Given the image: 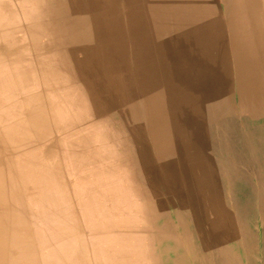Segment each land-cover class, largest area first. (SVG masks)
Returning a JSON list of instances; mask_svg holds the SVG:
<instances>
[{
    "label": "rangeland",
    "instance_id": "374dc122",
    "mask_svg": "<svg viewBox=\"0 0 264 264\" xmlns=\"http://www.w3.org/2000/svg\"><path fill=\"white\" fill-rule=\"evenodd\" d=\"M214 1L206 58L200 45L177 39L175 8L151 1L131 8L130 0H0V79L22 69L31 93L33 72L16 61L28 48L61 60L69 48V83L83 74L76 65L85 70L84 87L38 88L27 97L29 108L18 105L30 109L20 127L44 138L21 153L42 151L55 161L53 178L66 193L88 190L91 208L77 200L73 208L85 264H264V0H245L246 8L243 0ZM75 15H84L75 29L79 21L87 37L71 33L69 41L64 30ZM141 27L153 33L148 45L130 40ZM247 47L260 51L261 70L239 69L250 59L240 55ZM129 52L153 71L127 64ZM15 154L7 150L6 158ZM0 170L10 191L13 178ZM6 213L0 264L29 255L41 264L34 238Z\"/></svg>",
    "mask_w": 264,
    "mask_h": 264
},
{
    "label": "bare ground",
    "instance_id": "6f19581e",
    "mask_svg": "<svg viewBox=\"0 0 264 264\" xmlns=\"http://www.w3.org/2000/svg\"><path fill=\"white\" fill-rule=\"evenodd\" d=\"M12 30H10L9 24L5 26V31H8V34L13 36V34H11ZM16 61L18 62L19 59L17 58ZM21 71L22 69L19 70L20 73H17V71L13 72V76H10L9 79H0V91L4 88L9 95L8 100L10 101L16 96L14 91L29 94L21 83ZM28 100L29 99L26 97L20 103L18 101L15 103L14 101V105L12 104L13 108H11L12 111L9 112L7 109L2 108V99H0V121L2 117H9L12 113L17 112V114H19L18 105L22 104L24 107H28ZM24 111L29 113L30 109L26 111L25 108ZM40 115L42 116V114ZM46 119L47 116H45V120ZM46 124L47 121L44 122L47 134ZM18 126L20 131L17 134ZM29 132L31 133V128L24 129L22 126L20 127L19 121L18 124L14 122L12 125H7L0 131V135H3L1 149L3 150L5 146L6 150L11 149L16 152L13 158H2L0 155V166L6 169L11 175V179H14L9 182L10 191H8L5 185V171L0 170V248L6 247L2 232L6 228L7 210L14 215L15 227L27 231L28 235H31L32 239L34 238L35 243L41 251V264H85L83 250L77 244L76 238L74 237L76 234L75 231L80 229V223L77 218H75V213L73 212L74 206L66 193L67 189L65 184L53 178V174L56 173L57 168L56 162L48 163L49 159L42 158V155H44L42 151L36 152V150H31L23 153L20 151L25 145H31L34 140L39 139L35 135L30 136L31 134ZM42 134L43 132H41V135ZM42 139L44 138L41 137L39 140ZM64 144H66V142H64ZM18 151L19 153H17ZM50 152L52 153L49 155H53L54 157L52 149ZM65 156H67V154ZM55 157L53 159H55ZM50 160L52 161V159ZM65 161L66 159L64 162ZM84 185L82 186L84 187ZM77 188V185L73 183L72 191L73 189H75V191L79 190ZM21 189L24 190V200L20 194ZM82 191L84 194L81 192L78 197L74 195L75 200H77L82 207L89 209L92 205H90V199L85 195L86 192H88L86 186ZM30 231H32V233ZM54 248L56 250L53 251ZM29 257L30 258L26 261L22 258H17V264H19L21 260L24 264H32L34 258L31 255H29Z\"/></svg>",
    "mask_w": 264,
    "mask_h": 264
},
{
    "label": "crops",
    "instance_id": "0c3cea01",
    "mask_svg": "<svg viewBox=\"0 0 264 264\" xmlns=\"http://www.w3.org/2000/svg\"><path fill=\"white\" fill-rule=\"evenodd\" d=\"M151 4H149L150 6H155L158 7L159 9H164V8H175V11H177V39H188L191 40L192 45L197 46L200 45L201 49L203 50V56L204 57H208V47H210L212 45V42L210 39L213 38V24L211 23V10L208 12V9H212L215 6V4L213 2H215L214 0H146V2H150ZM130 4H131V8L133 7H139L137 6H133L137 3H135V0H130ZM242 5L241 7L244 6V8H246V3L245 0L242 1ZM146 4V3H143ZM140 5V4H139ZM142 6V5H140ZM141 13V12H140ZM206 13V14H205ZM78 15L75 16H69V18H74V19H69L68 20V26L65 28L64 30V36L68 37V40H74L73 39V35L78 34L81 36H84L83 38L87 37L84 33V26H81L79 24V21L76 24V29H77V33H76V29H75V21L81 20V18L84 17V15H81L79 18L76 19ZM141 16L142 15L141 13ZM199 17H205V23H202L201 19ZM84 19V18H83ZM248 23V22H247ZM249 24V23H248ZM150 29L146 28V27H141V28H137L135 29L132 34L130 35V40L131 42L134 43V41L137 42H141V43H145L148 45V36L153 34L152 32L149 31ZM73 35H70V34ZM37 33H35V38H37L36 36ZM250 38L254 39V35L251 33V35L249 36ZM80 38V37H79ZM125 40V39H124ZM133 40V41H132ZM147 40V41H146ZM114 41H116V38H114ZM125 45L129 46V42L125 41ZM116 44V43H115ZM147 47V51L150 52L153 50V46H146ZM248 49H244L243 52L240 53V55L242 56H246V58L248 59V56H250V59H248V63H246L244 66L247 67H239V69H242L243 71L247 70V69H256L257 67L261 70L262 69V58L259 56L261 53L258 49H254L252 50L250 47H247ZM4 49H2V55H5L3 52ZM40 50V52H39ZM195 50L193 48H191V51ZM258 50V51H257ZM44 50L43 49H38V48H28V51L24 52V58L22 56V63L25 66L26 63L28 65L27 68H29L32 72H33V76L35 78V82H34V88L32 89L31 93L29 94H24L21 93L20 91H14L15 93V97L14 99H12L11 101L8 100L9 99V95L7 94L6 90L3 88L0 91V99H2V108L7 109L9 112H11V108H13L12 104L14 103V101H18L19 103L24 100L26 97H28L29 95H32L33 92L37 94L38 88L41 89H46L49 87H58V88H73V86L77 87V88H81L84 87L86 85V78H85V70L81 68V65L78 64L76 65V67L78 68V72H82L83 74L81 75H76L75 76V82L73 83H69L68 81L69 78L67 75V69L69 66L68 60H69V56H71L70 54V49L68 48L66 55L67 58L66 59H57L55 56H53L51 54V52H49V50ZM20 53H22V50L19 51ZM143 53H145L147 55V52L145 50V48H143ZM131 52H129V55L127 54V64H129L131 67L134 65H141L143 63H145L146 65L148 64L149 70L153 71V67L151 64V62L148 61V59H138V55L133 54L132 56L130 55ZM254 54H258V58L256 59ZM135 55V56H134ZM144 56V55H143ZM28 57V58H27ZM5 61V60H4ZM11 61V60H8ZM47 62L48 63V67L47 70H45L44 66H43V62ZM71 61V60H70ZM241 66V65H240ZM257 68V69H258ZM71 72H75V65H72L70 68ZM142 71V70H141ZM177 71H181L180 67H177ZM56 73V75H55ZM67 74V75H66ZM181 77L183 76L182 72L180 73ZM180 77V78H181ZM258 77H262V76H258ZM56 79L60 80V84L56 83ZM155 80L159 81V78L154 77ZM179 85V84H177ZM180 86V85H179ZM43 92V91H41ZM24 94V95H23ZM11 96V95H10ZM47 97V96H46ZM14 105V104H13ZM5 111V110H4ZM24 114V116H23ZM24 117V119L27 116V112L22 111L19 112V114L16 115V117H6L1 119L0 121V131H2V129H4L7 125V118L11 119V123L16 121H20L22 118V116ZM5 146L3 147L2 150V158H6V148ZM8 151L10 153L15 154L16 152H14L11 149H8ZM19 152V151H18ZM17 152V153H18ZM69 196V199L72 200V205L74 207H76L75 205V197L73 195V193L69 194L67 193ZM76 214H79L78 210L76 209ZM78 216V215H77ZM82 225V223H81ZM81 230L85 231V227L84 224L81 226Z\"/></svg>",
    "mask_w": 264,
    "mask_h": 264
}]
</instances>
